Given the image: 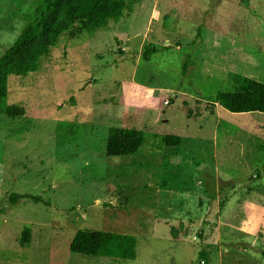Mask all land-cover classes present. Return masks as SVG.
Returning <instances> with one entry per match:
<instances>
[{"label": "rangeland", "instance_id": "obj_1", "mask_svg": "<svg viewBox=\"0 0 264 264\" xmlns=\"http://www.w3.org/2000/svg\"><path fill=\"white\" fill-rule=\"evenodd\" d=\"M125 2L8 78L2 106L23 114L0 113V264H264V113L215 101L264 81V0ZM36 6L0 0V57ZM111 129L146 133L142 150L107 156ZM83 229L135 237L136 258L71 253Z\"/></svg>", "mask_w": 264, "mask_h": 264}, {"label": "trees", "instance_id": "obj_2", "mask_svg": "<svg viewBox=\"0 0 264 264\" xmlns=\"http://www.w3.org/2000/svg\"><path fill=\"white\" fill-rule=\"evenodd\" d=\"M36 9L16 39L14 45L0 57V113L10 118L22 116L23 109L5 106L7 81L10 76H25L36 72L41 60L47 57L51 48L64 37L81 40L105 27L110 21H117L127 9L125 0H35ZM149 53L143 54L148 60ZM216 103L231 113H264V81L251 78L241 81L236 92H222L215 97ZM147 135L143 131L111 129L106 139V155L128 158L137 155L143 148ZM161 142L177 147L178 136H164ZM26 197V196H25ZM20 198L11 194L9 201L16 204ZM38 200V197H31ZM29 229H24L21 244L28 243ZM69 251L81 256L102 257L122 260L136 258V239L133 236L115 232L83 229L73 236Z\"/></svg>", "mask_w": 264, "mask_h": 264}]
</instances>
